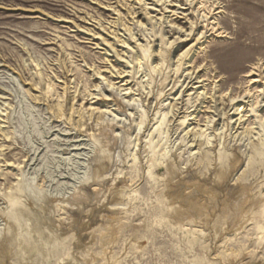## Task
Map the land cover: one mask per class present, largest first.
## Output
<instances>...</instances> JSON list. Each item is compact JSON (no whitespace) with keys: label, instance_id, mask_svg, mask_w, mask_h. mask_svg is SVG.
I'll return each mask as SVG.
<instances>
[{"label":"rangeland","instance_id":"374dc122","mask_svg":"<svg viewBox=\"0 0 264 264\" xmlns=\"http://www.w3.org/2000/svg\"><path fill=\"white\" fill-rule=\"evenodd\" d=\"M153 3L0 0V264H264V0Z\"/></svg>","mask_w":264,"mask_h":264},{"label":"bare ground","instance_id":"6f19581e","mask_svg":"<svg viewBox=\"0 0 264 264\" xmlns=\"http://www.w3.org/2000/svg\"><path fill=\"white\" fill-rule=\"evenodd\" d=\"M195 1L196 0H188V2H191V3H195ZM153 5L155 6V5H164V2H165V0H153ZM185 2V1H184ZM198 2V1H197ZM186 3V2H185ZM190 3V4H191ZM189 4V3H188ZM166 5V4H165ZM164 5V8H166V10L165 11H167V5L165 6ZM153 6V7H154ZM189 6V5H188ZM202 6H203V4H202ZM213 6V5H212ZM204 7V6H203ZM192 8V7H191ZM197 8V7H196ZM212 8V7H211ZM177 9V8H176ZM202 9V7L200 6V10ZM206 9H207V7H206ZM152 10H153V8H152ZM196 11V10H195ZM194 11V12H195ZM209 11V10H208ZM169 12H172V14H176L177 12H175V10H169ZM193 12V13H194ZM202 12H203V10H202ZM209 12H211V9H210V11ZM208 12V13H209ZM192 13V12H191ZM192 13V14H193ZM195 13H197V12H195ZM149 14V13H148ZM215 14V13H214ZM203 15V14H202ZM209 15H210V13H209ZM152 16V15H151ZM201 16V15H200ZM204 16V15H203ZM202 16V17H203ZM208 15H206L205 14V16H204V23L205 24H203L204 25V29L200 32L199 31V34H204L207 30H211L212 32H218V25L216 26L215 25V23L213 22V20H211L210 21V19L208 20V17H207ZM150 18V17H149ZM194 18V17H193ZM199 19V18H198ZM202 19V20H203ZM212 19V18H211ZM167 22V21H166ZM140 24V23H139ZM170 25V24H169ZM193 25V24H192ZM171 27H174V28H176L177 30H176V32H178V33H182L183 31V29L182 28H179L178 26H174V25H170ZM185 31V30H184ZM220 32V31H219ZM161 33H162V30H161ZM191 33V31L189 32V30H188V32L185 34V35H187V36H189V34ZM210 33V32H209ZM160 34V33H159ZM141 35V34H140ZM94 36V35H93ZM134 36V35H133ZM142 36V35H141ZM144 36V35H143ZM201 36V35H200ZM204 36V35H203ZM132 37V36H131ZM202 37V36H201ZM119 38H121V37H119ZM136 38V37H135ZM135 38H134V40H135ZM126 39V38H125ZM128 39V38H127ZM118 40V39H117ZM131 40V39H130ZM142 40V39H141ZM178 41V40H177ZM124 43V42H123ZM135 43V42H134ZM123 46V45H122ZM121 46V47H122ZM135 46H136V48L137 47H140L139 45H138V43L137 44H135ZM126 47H127V44H126ZM133 47V46H132ZM110 48V47H109ZM139 49V48H138ZM129 50H131V49H129ZM133 50H135V49H133ZM128 51V50H127ZM185 52V51H184ZM254 64V63H253ZM175 67V66H174ZM262 66L261 65H258V64H255V65H253L252 67H251V69H250V71L248 72V74H247V76H254V77H252L251 79H250V81L251 82H262V86H263V91H264V75H262V73L264 72L263 70H262ZM173 71V70H172ZM116 77V76H115ZM182 77V79H181V83H180V85H179V89H178V91H177V94H176V96L175 97H171L172 98V100H174V101H177V100H180L182 97H183V95L185 94V92H188L186 95H187V97H188V99H190V100H193L196 96H198V95H200V93L202 92H199V94H196V96H194L195 94L194 93H196L197 92V89L199 88V85L197 84V83H200V82H202V81H204V80H200L199 79V77H198V70H193L192 69V71H187V72H185L184 74H182V76H180V78ZM178 81H180V80H178ZM261 85V84H260ZM109 87V86H108ZM48 88V87H47ZM112 88H113V86H112ZM248 88V87H247ZM119 89V88H118ZM262 89V88H261ZM47 90V89H46ZM115 90V89H114ZM113 90V91H114ZM103 91V90H102ZM116 91H118V90H116ZM191 91H193V92H191ZM261 91V90H260ZM262 91V92H263ZM110 92V91H109ZM117 93V92H116ZM127 93V92H126ZM250 93V92H249ZM48 94V93H47ZM109 94V93H108ZM112 94V93H111ZM114 94V93H113ZM118 94H119V92H118ZM194 94V95H193ZM201 94H203V93H201ZM239 94V93H238ZM263 94V93H262ZM100 95V94H99ZM204 95V94H203ZM249 94H248V92H247V90L244 92V93H242L241 95H238V96H236V97H233V98H228V100L230 101V109H229V113L228 114H226V116L229 118V119H231V117H233L235 114H237V113H239V112H236L237 111V107H236V105L238 104V102H243L244 100H245V98L248 96ZM251 95V94H250ZM253 95V94H252ZM256 95V94H255ZM102 96H104V95H102ZM102 96H100V97H102ZM108 96V95H107ZM109 96H112V95H109ZM212 96H213V94H212ZM214 96H216V95H214ZM257 96V95H256ZM264 96V95H263ZM106 97V96H105ZM250 97V96H249ZM46 98V97H45ZM103 98V97H102ZM111 98V97H110ZM115 98V97H114ZM121 98V97H120ZM198 98H200V96H198ZM214 98V97H213ZM218 98V97H217ZM259 98V97H258ZM261 98V97H260ZM259 98V99H260ZM106 99H107V97H106ZM113 99V98H112ZM111 99V100H112ZM183 99V98H182ZM247 99V98H246ZM252 99V98H251ZM258 99V100H259ZM122 101L121 102H123L124 101V98L123 99H121ZM133 100V99H132ZM213 100H215V99H213ZM219 100V99H218ZM250 100V99H249ZM57 101V100H56ZM115 101V100H114ZM228 101V102H229ZM126 102V101H125ZM124 102V103H125ZM188 102V101H187ZM197 102H198V100H197ZM197 102L195 101V100H193L192 102L190 101V102H188V103H191V104H193L192 106L194 107L196 104H197ZM213 102V101H212ZM215 103L217 102L216 100L214 101ZM245 102V101H244ZM250 102H251V100H250ZM119 103V102H118ZM124 103H122V104H124ZM128 103V102H127ZM196 103V104H195ZM248 103V102H247ZM256 103V102H255ZM121 104V103H120ZM164 104V103H163ZM181 104V103H180ZM185 104V103H184ZM174 105V104H173ZM189 105V104H188ZM216 105V104H215ZM252 105V104H251ZM254 105H256V104H254ZM59 106V105H58ZM175 106H177V105H175ZM179 106V105H178ZM180 106H182V105H180ZM185 106V105H184ZM211 106H213V104L211 105ZM122 107V106H121ZM188 107V106H187ZM190 107H191V105H190ZM248 107H250V106H248ZM263 107H264V100H262V101H260L259 102V104L258 105H256V106H253V107H251L250 109H251V111L250 112H252V114L255 116L254 117V120H257L258 121V123H262L261 121H262V119H261V116H260V111L263 109ZM60 108V107H59ZM185 108V107H184ZM214 109H216V108H214ZM240 109V108H239ZM247 109H249V108H247ZM249 109V110H250ZM186 110H187V108H186ZM192 110V109H191ZM124 111H126V110H124ZM212 111V110H211ZM183 112V111H182ZM213 112H215V110L213 111ZM225 112H227V111H225ZM174 114V113H173ZM176 114V113H175ZM187 114V113H186ZM215 114H217V113H215ZM220 114V113H219ZM223 114H224V112H223ZM189 116V115H188ZM243 117V116H242ZM228 118H226V119H228ZM110 119V118H109ZM123 119V118H122ZM243 118H241V116H239V114H238V116H237V118H235V119H231L230 121L231 122H239L240 120H242ZM215 121V120H214ZM229 122V121H228ZM242 122V121H241ZM227 123V122H226ZM258 123H257V125H258ZM114 124V123H113ZM207 124V123H206ZM209 124V123H208ZM230 124V123H229ZM228 124V125H229ZM238 124V123H237ZM227 125V124H226ZM109 126V125H108ZM115 126V125H114ZM206 126V125H205ZM259 126V125H258ZM112 127V126H111ZM117 127H118V124H117ZM116 127V128H117ZM208 128V127H207ZM112 129V128H111ZM110 129V131H113V130H111ZM211 129V128H210ZM214 129V128H213ZM213 129H211V130H213ZM187 130V133H188V129H186ZM206 130V129H205ZM210 130V131H211ZM215 131V130H214ZM226 131V130H225ZM185 132V131H184ZM218 132V131H217ZM186 133V132H185ZM189 133H190V131H189ZM202 133V132H201ZM200 133V134H201ZM208 133H210L209 131H208ZM221 133V132H220ZM222 133H223V131H222ZM221 133V134H222ZM112 134V133H111ZM184 134V133H183ZM205 134V133H204ZM218 134V133H217ZM190 135V134H189ZM112 136H114V134L112 135ZM115 136H116V134H115ZM114 136V137H115ZM198 136H200V135H198ZM203 136V135H202ZM243 136V135H242ZM193 137V136H192ZM194 137H196V136H194ZM209 137H211V136H209ZM197 138V137H196ZM195 139V138H194ZM205 139H207V138H205ZM209 139V138H208ZM195 142V141H194ZM195 144V143H194ZM191 148V147H190ZM116 160V159H115ZM96 209V212L97 211H99V210H97L98 208H95Z\"/></svg>","mask_w":264,"mask_h":264}]
</instances>
